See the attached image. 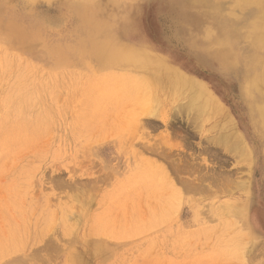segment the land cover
Returning a JSON list of instances; mask_svg holds the SVG:
<instances>
[{
    "label": "rangeland",
    "instance_id": "rangeland-1",
    "mask_svg": "<svg viewBox=\"0 0 264 264\" xmlns=\"http://www.w3.org/2000/svg\"><path fill=\"white\" fill-rule=\"evenodd\" d=\"M176 1L90 0L205 81L243 152L190 122L197 92L141 103V70L62 58L78 51L65 0H0V264H264V150L237 82L190 59L207 39H184Z\"/></svg>",
    "mask_w": 264,
    "mask_h": 264
},
{
    "label": "bare ground",
    "instance_id": "bare-ground-1",
    "mask_svg": "<svg viewBox=\"0 0 264 264\" xmlns=\"http://www.w3.org/2000/svg\"><path fill=\"white\" fill-rule=\"evenodd\" d=\"M65 3L75 15L78 51L74 53L70 48L63 49L60 53L62 58L66 60L74 57L89 58L93 59L98 67L122 65L124 68L127 66L141 70L147 76V80L143 79L136 88L141 103H175L184 93L194 91L193 95H195L197 92V96L202 97L201 101L194 103L193 99V101L186 100L183 105L190 113V122L198 124L201 129L211 128L215 130L214 132L218 129L213 137L218 144L225 149L242 151L238 145L242 142L243 135L237 132H221L226 129L227 120L231 116L225 112L218 100L219 97L213 94L205 81H199L189 70L175 61L172 55L154 47L146 35L139 30L140 28L138 30L135 28L139 25L138 22L136 25L135 21L131 25L124 23L122 28H116L95 16L96 9L93 8L90 0H65ZM174 5L171 12L176 17L177 28L184 39L187 37L189 43H196L193 34L196 29L203 30L207 39V46L204 49L207 58L191 56L190 59L196 65L212 61L227 79L237 82L245 104L247 125L264 150V0H177ZM203 19L213 25L214 33L209 27L200 26ZM12 26L11 29L9 28V33L13 34L10 36L13 38L21 31L18 30L19 26L18 29ZM103 32L104 36H99ZM21 37L25 39L24 33ZM127 81L133 79L128 78ZM133 98L137 100L136 96ZM147 107L150 113L154 112L149 104L145 109H148ZM180 108L183 109L182 106ZM185 114L188 115L186 112ZM189 184L191 182L187 185Z\"/></svg>",
    "mask_w": 264,
    "mask_h": 264
}]
</instances>
